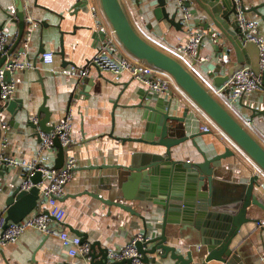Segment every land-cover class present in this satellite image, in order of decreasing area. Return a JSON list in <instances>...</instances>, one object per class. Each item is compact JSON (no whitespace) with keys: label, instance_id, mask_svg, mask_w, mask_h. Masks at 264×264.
<instances>
[{"label":"crops","instance_id":"1","mask_svg":"<svg viewBox=\"0 0 264 264\" xmlns=\"http://www.w3.org/2000/svg\"><path fill=\"white\" fill-rule=\"evenodd\" d=\"M122 2L141 36L178 58V44L186 42L189 37L185 26L178 29L164 19L157 20L153 13L157 0ZM263 2L264 0H243V5L249 10ZM91 6L97 10L96 16L92 15ZM17 8L24 12L26 22V42L17 45L25 46V53L18 57V62L27 61L30 67L13 73L15 92L11 99L23 100L24 103L32 101L37 108L42 104L45 93L47 104L55 110L52 123L56 125L66 115H71L72 142L68 149V158L75 159L76 167L72 180L66 184L60 198V204L66 212L62 222L65 231L71 235H76L74 230L85 232L90 242L99 241L102 247L109 250L122 249L135 236L144 234L145 231L149 238L160 235L163 208L150 201L141 202L119 197L115 189L119 185L117 182L120 172V177L122 176L123 167L129 166L133 161L136 165L146 164L155 150H163L147 142L134 140L143 134L147 123L144 107L140 104L147 100V91H150L148 86L141 81L132 80L133 75L130 72L115 75L99 71L94 66L84 76L89 82L78 87L76 84L81 78L80 70L88 65L105 40L110 41L113 51L132 57L112 33L100 0H0V24L6 21L4 32L8 36L16 34L19 26L5 12L15 19ZM175 8V5L170 4L167 12L172 14ZM259 10L264 14V6ZM245 13L249 19L258 20L259 34L264 35V21L254 12ZM182 16L183 14H179L177 19ZM194 18L190 16L187 25L203 35L202 43L198 55L183 63L215 93L223 86L215 87V79L223 76L236 58L232 50L229 61L218 52L220 43L213 40L208 31L193 23ZM102 30L106 32L104 40L98 34ZM61 39L65 60L74 66L64 63L57 53L61 47ZM247 41L248 46L245 49L253 64L244 67L258 74L259 48L255 41ZM41 50L44 53L53 52L52 63L44 62V53ZM224 60L227 64L218 72L219 64ZM170 80L169 90L160 95L166 102H171L170 114L174 116H183L187 108L186 134H196L194 138L175 148L176 151H182L179 158L203 162L204 158L199 149L211 159L223 154L228 148L232 154L217 164H211L214 203L230 205L237 201L244 194L251 177L257 174L260 186H255L253 193L264 204V173L261 169L171 77ZM141 90H145L146 94ZM216 96L264 146V116L253 111L264 110V89L259 88L245 94L236 103L229 100L227 91L218 92ZM1 113L2 150L8 152V158H15L21 164L10 166L9 174L3 179L0 178V210L4 208L7 194L24 181L26 168L22 162L30 164L38 161L44 167L53 168L58 152L54 148L42 150L40 138L33 129L26 128L20 118L12 121V115L7 110ZM204 127H208V130ZM47 181L38 184L41 194ZM5 187L7 190L3 192ZM103 200L125 204L139 215ZM46 210L49 211V206L44 199L41 212ZM254 210H258V218L262 220V224L250 222L243 227L242 236L237 240V250L245 264H264V211L257 207ZM141 216L145 218L146 226ZM52 224L58 226L56 223ZM166 235L170 245H181L178 252L186 255L187 251L192 250L195 262L203 260V257L198 256L197 249L202 235L194 225L167 224ZM204 248L203 246L202 249ZM82 256L72 255L62 245L59 233L32 228L27 229L17 241L0 245V264H88L81 259ZM149 258H157L156 263L151 264H175L170 257L161 259L157 253L149 255ZM208 264L225 263L211 261Z\"/></svg>","mask_w":264,"mask_h":264},{"label":"water","instance_id":"2","mask_svg":"<svg viewBox=\"0 0 264 264\" xmlns=\"http://www.w3.org/2000/svg\"><path fill=\"white\" fill-rule=\"evenodd\" d=\"M100 4L116 38L128 54L170 76L264 173V146L217 99L216 94L209 90L181 60L143 38L133 26L122 0H100ZM170 4L176 7L172 14L167 12V7ZM263 6L264 2L249 10L243 7V10L256 13L264 21V14L259 10ZM5 13L8 18L18 23L19 30L16 34L7 35V42L3 50L0 51V68L4 65L10 66L17 63L18 57L25 53V46L17 47L20 42H26V38L24 39L25 14L19 8H17V18L15 19L7 12ZM153 13L157 20L164 19L178 29H183V16L179 19L177 17L179 14L187 13L195 17L193 23L195 22L198 27L208 31V35L220 43L218 52L226 56L228 61L231 55L230 51H233L236 58L235 63L227 67L223 76L215 79V87L224 85L235 72L245 65L253 64L245 49L248 46V41L245 34L241 32L234 16L237 13L234 0H157ZM5 23L6 21L0 24V32H4ZM98 34L103 40L105 39V31L102 30ZM57 53L62 57L64 63H70L74 66L65 60L62 39L60 50ZM226 64V60L221 62L218 72ZM13 73L6 70L4 81L11 82ZM258 74L263 80L261 89H264V70L258 69ZM132 80L139 81L134 78ZM88 82L87 77H81L76 84L78 87ZM141 91L146 94L145 90ZM153 99L154 101H152ZM0 101L2 103L0 112L7 110L12 115V121L20 118L22 124L26 128L33 129L39 138L40 133H49L55 128V124L51 121L55 110L47 104L45 93L42 104L37 108L32 101L24 103L23 100L9 99L3 103L1 98ZM140 105L144 107V117L147 123L143 134L134 140L147 142L154 147L163 148V150H155L151 160L146 164L136 165V162L133 161L129 166L123 167L121 177V172L119 173V181L117 182L119 185L115 189L119 197L137 199L141 202L150 201L160 205L164 210L161 234L149 238L147 231H145L143 239L136 242L141 261L144 264L156 263L157 258L150 259L149 255L157 253L161 259L170 257L175 261V264H208L211 261H220L225 264H245L238 254L237 240L239 241L243 227L248 223L258 222L262 224V220L258 218V210H254V207H257L264 211V204L253 193L254 187L260 186L258 183L259 176L255 174L251 177L244 194L234 203L230 205L215 204L212 196L213 169L211 164H217L232 152L227 148L223 154L209 159L199 149L204 158L203 162H191L179 158L182 151H176L175 148L196 135L186 134L185 116L187 108L183 116H174L170 114L171 102H166L160 93L151 90L147 91L146 102ZM253 111L264 116V110L253 109ZM1 138L0 128V178L3 179L6 174H9L10 166L7 160L8 152L2 150ZM70 146L71 144L62 145L59 138L55 137L53 148L58 152L53 169L67 170ZM39 167L40 165L37 166V168ZM30 180L34 184L30 190H24L21 185H18L7 194L4 208L0 210V219L5 222L4 228L9 222H20L31 213L41 212V203L45 197L41 194L38 184L43 182L42 173L36 171ZM6 190V187L3 188V192ZM133 192H135L134 195ZM103 201L108 204L114 203L121 208L130 210L134 215H139L132 208L120 202ZM43 213L53 219L48 210L43 211ZM141 218L146 226L145 218L142 216ZM180 223L194 225L200 230L202 237L197 249L198 256L203 257L201 262L194 261L192 250L187 251L184 255L178 252L180 244L170 245L168 243L167 224ZM64 230L63 224L60 226L50 224L48 227V232L53 233H61ZM74 233L80 237L82 244L89 245L88 253L81 257L88 264H132L133 258L111 259L109 249L102 247L99 241L90 242L87 233L79 230H74ZM203 246L204 249H202Z\"/></svg>","mask_w":264,"mask_h":264},{"label":"built area","instance_id":"3","mask_svg":"<svg viewBox=\"0 0 264 264\" xmlns=\"http://www.w3.org/2000/svg\"><path fill=\"white\" fill-rule=\"evenodd\" d=\"M88 1V0H87ZM181 1V0H180ZM237 6V13L235 19L238 26L246 36L247 40L255 41L259 48L260 70H264V35L259 34V22L258 20L249 19L243 10V0H234ZM92 15H97V10L91 6ZM183 25L189 32V37L186 42L179 43L176 51L178 59L182 62H186L189 58L194 59L198 55L200 44L202 43L203 35L195 32L192 26L187 25L190 20L189 14H183ZM112 33L114 34L113 30ZM115 35V34H114ZM8 36L5 32H0V51L3 50ZM43 60L46 63H52L54 60L53 52H45L43 54ZM91 66L96 67L99 71L109 72L115 75H120L124 72H130L134 79L141 81L148 86L152 92L163 93L169 90L171 85L170 77L156 69L155 67L147 64L144 61L138 60L134 57H126L118 54L112 50L109 40H105L104 43L99 46V49L88 65L81 69L79 76L84 77L89 74ZM30 67V63L27 61L17 62L13 65H4L0 68V98L3 103L12 98L15 92V83L13 81H4V73L6 70H10L12 73L21 69ZM263 80L260 74H256L248 67H242L215 93L221 91H227L229 93V100L236 103L245 94L253 92L259 88H262ZM2 119V113L0 112V121ZM3 127L0 123V128ZM71 115L68 114L63 118L55 128L49 133H40V146L42 150L53 149V143L55 137H58L62 145L70 144L71 138ZM208 130V127H204ZM9 166H17L21 162L15 158H7ZM68 168L65 171H58L53 168H47L35 161L30 164H26L24 161L22 165L26 168V175L21 185L22 189L30 190L34 184L30 178L36 171H40L43 176V181L48 180L43 189V195L49 206V213L53 217L45 215L43 212L31 213L29 216L21 220L20 222H9L4 228V220L0 219V245H5L9 242L17 241L21 235L29 228L37 229L39 231L48 232V227L52 223H56L60 226L65 218V209L60 204V198L64 193L66 184L72 180L74 176V170L76 167V161L73 158H68ZM40 165L39 168L37 166ZM61 243L64 247L69 249L72 255H85L89 251L88 244H82L81 239L77 235H71L67 231L59 233ZM143 239V234L135 236L125 247L119 250H109V257L111 259L121 260L124 258H133L132 264H144L136 248V242Z\"/></svg>","mask_w":264,"mask_h":264},{"label":"rangeland","instance_id":"4","mask_svg":"<svg viewBox=\"0 0 264 264\" xmlns=\"http://www.w3.org/2000/svg\"><path fill=\"white\" fill-rule=\"evenodd\" d=\"M173 80V79H172Z\"/></svg>","mask_w":264,"mask_h":264}]
</instances>
